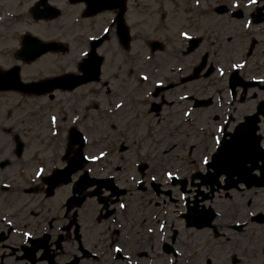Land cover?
Listing matches in <instances>:
<instances>
[{
    "label": "flooded vegetation",
    "instance_id": "flooded-vegetation-1",
    "mask_svg": "<svg viewBox=\"0 0 264 264\" xmlns=\"http://www.w3.org/2000/svg\"><path fill=\"white\" fill-rule=\"evenodd\" d=\"M92 1L99 4L100 0ZM115 1L118 8H113ZM43 3L52 10L57 8L63 20H72L75 15L81 18L85 11L84 3L72 5L71 0H0V17L12 14L13 19L39 23L42 20L36 18L44 9ZM104 4L109 8L98 13L87 10V18H83L87 19V50L91 39H103L98 51L101 81L87 90V111L83 112V125H79L83 134L96 128V133L108 135L112 144L120 129L132 124V130L143 134L142 138L147 136L153 150L157 146L153 142L164 138V153L157 161L161 165L170 161L171 133L189 131L194 144L184 167L191 171L181 178L189 180L193 173H205L213 153L217 154L216 161L225 158L220 149L223 145L229 151L228 162L246 172L235 176L218 171L216 180L239 181L249 188L216 191L210 203L213 215L205 214L212 218L208 227L182 230L175 241L178 254H165L162 243L169 241L172 233V192L165 177H153L147 166L142 174L145 184L152 176L161 184L159 189L149 187L139 193L132 186L118 200L114 191L102 190L98 198L88 197L93 188L83 190L87 179L79 182L80 174L60 171L75 157L76 146L69 145V127L64 126L74 118L65 121L57 107L59 129L26 126L28 118L33 121L39 115L40 101L31 104L34 100L45 98L50 106L59 95L0 97V264H117L113 255L119 241L117 216L126 212L130 202L139 200V195L148 209L142 228L151 230L153 237L148 243L155 245L148 264H264V0H125L122 4L121 0H104ZM89 5L91 0H87ZM138 17L151 23L153 38L177 42L169 41L171 47L165 43L162 51H141L135 46ZM210 20L214 21L212 26ZM218 22L227 31L226 37ZM200 25L216 34L212 50L230 51L228 67L215 68L209 63L210 50L201 41L193 50L203 54L191 79L182 58L174 61L172 73L158 72L163 58L169 64L176 56L186 57L183 51L188 30L201 31ZM236 29L241 30L240 43H236ZM219 34L226 43L220 42ZM139 53H146L147 64H141ZM50 56L48 66L55 61V55ZM0 57L6 69L17 65L20 73L22 67L31 65L19 61L15 53L11 58L0 53ZM145 69L148 72L142 74L140 70ZM194 99L207 102L200 104ZM69 101L64 97L68 114ZM122 148L124 151L119 150V158L110 165L111 171L106 163L100 168L96 163H86L84 171L91 178L112 177L114 184L120 185L121 178L108 172L116 171L121 163L143 158L152 163L151 173L158 172L155 151L147 155L132 144ZM105 211L111 216L106 217ZM132 228L138 231L140 227L137 223L122 225L123 231ZM194 231L206 234L196 240L189 235ZM139 239L135 235L132 261L144 257ZM80 246L87 254H82ZM116 249L125 257L121 262L128 263L129 253Z\"/></svg>",
    "mask_w": 264,
    "mask_h": 264
},
{
    "label": "rangeland",
    "instance_id": "rangeland-1",
    "mask_svg": "<svg viewBox=\"0 0 264 264\" xmlns=\"http://www.w3.org/2000/svg\"><path fill=\"white\" fill-rule=\"evenodd\" d=\"M1 7H4V5H1ZM5 11V10H4ZM139 18V17H138ZM72 22L70 20H65V21H57V22H51L50 24L47 23H41V24H37L35 31L36 32H40L44 35H39L36 33L37 35H39L41 38L44 39H48L51 38L50 36H54L57 39H60L62 41H65L66 43L69 44L70 46V51L71 53L69 55L66 56H62L59 60H56V64L54 66V70H52V68L50 66H46L44 64H41L39 66L36 67H31L28 68L26 67L23 72V76L27 77L29 76L31 73H36V72H53L56 71L57 68L59 69H63V72L66 71H74L75 70V65L74 62L75 60H77L82 52L85 50L84 46H81V48L77 49V47L80 46V43H82V41L85 39L83 38V35L87 34V21L85 22H79V21H73V23H69ZM28 25H32L30 23H25V22H17L13 19H8V18H3L0 20V51H16V49L18 48V42L20 38V34L25 31L28 30L25 27ZM33 26V25H32ZM50 26V27H49ZM144 26H147L150 28V25L147 23H139L138 29H142ZM47 27H49L47 29ZM47 29V30H46ZM225 33H227V31H225ZM136 47L138 48H142L143 45V41L137 36V44H135ZM76 58V59H75ZM143 62H146V59L143 58L142 59ZM142 73H147L148 70H140ZM6 96V95H4ZM85 96H87V87H83L79 90H76L75 92L72 93V97L73 100L75 101V109L77 111V113H79L78 111H81L82 108L84 107V103L87 102ZM4 101V99H2ZM56 105H51L48 109L45 110H54ZM44 109L40 110L39 115H37L35 117V121L34 123H30L29 119H28V125L26 126H30V127H34V128H46V127H50L51 123H53L52 120V116L50 117H46V114H43ZM17 115L20 116L21 115V111L18 110L17 111ZM80 126H82V119L80 120L79 123ZM89 134H87L86 132V142L88 140V143L91 145L95 144L96 146H92L89 149V154L90 156L93 157H99L101 154H103V162L107 163L109 165L108 170L113 168L111 165V163H115V159H113L112 157H108V152L105 151L104 147H106V143L104 142V146L101 148L98 144V138L102 135L100 133H96L93 132L90 134V136H87ZM105 135H103L104 137ZM107 138L109 137L108 135L106 136ZM104 152H106V154H104ZM85 154L87 156V145L85 148ZM101 163V162H99ZM101 164H97L96 167H100L98 166ZM99 234L101 235L100 231L98 229H96ZM132 230H134L132 228ZM87 237V236H86Z\"/></svg>",
    "mask_w": 264,
    "mask_h": 264
},
{
    "label": "water",
    "instance_id": "water-1",
    "mask_svg": "<svg viewBox=\"0 0 264 264\" xmlns=\"http://www.w3.org/2000/svg\"><path fill=\"white\" fill-rule=\"evenodd\" d=\"M40 45V48H39V46L37 45V47H36V50H34V51H47V50H50L51 48L50 47H52L53 45H55V44H47V49L45 48L44 49V46L42 45V44H39ZM23 50H21V51H26L25 50V48L27 47V46H29L27 43H24L23 44ZM33 50V49H32ZM27 51H31V50H27ZM63 79L62 78H60V79H57L56 81H62Z\"/></svg>",
    "mask_w": 264,
    "mask_h": 264
},
{
    "label": "snow or ice",
    "instance_id": "snow-or-ice-1",
    "mask_svg": "<svg viewBox=\"0 0 264 264\" xmlns=\"http://www.w3.org/2000/svg\"><path fill=\"white\" fill-rule=\"evenodd\" d=\"M253 2H255V0H253ZM119 107V105H118ZM37 175H39V173H37ZM121 207H124L123 205H121ZM117 251H119V249H116Z\"/></svg>",
    "mask_w": 264,
    "mask_h": 264
}]
</instances>
